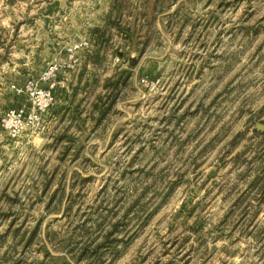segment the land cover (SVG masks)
<instances>
[{
    "label": "rangeland",
    "instance_id": "374dc122",
    "mask_svg": "<svg viewBox=\"0 0 264 264\" xmlns=\"http://www.w3.org/2000/svg\"><path fill=\"white\" fill-rule=\"evenodd\" d=\"M64 3L0 0V264H264V0H113L84 72Z\"/></svg>",
    "mask_w": 264,
    "mask_h": 264
},
{
    "label": "crops",
    "instance_id": "0c3cea01",
    "mask_svg": "<svg viewBox=\"0 0 264 264\" xmlns=\"http://www.w3.org/2000/svg\"><path fill=\"white\" fill-rule=\"evenodd\" d=\"M53 1H65L64 4H66L69 0ZM112 1L113 0H72V8L65 5L66 7L62 9L59 8L51 12H46L44 18L56 17L62 19V22L57 21L54 27L50 28L54 32H60V34L61 29L65 30V36H69L72 39V43L86 39L90 41L92 30L105 27L102 18L108 13ZM59 6H61V4ZM44 28L48 30L47 26H44ZM48 32H51V30L49 29ZM86 56L83 57L82 64L86 61Z\"/></svg>",
    "mask_w": 264,
    "mask_h": 264
},
{
    "label": "trees",
    "instance_id": "16d2710c",
    "mask_svg": "<svg viewBox=\"0 0 264 264\" xmlns=\"http://www.w3.org/2000/svg\"><path fill=\"white\" fill-rule=\"evenodd\" d=\"M12 1V0H10ZM105 31H106V27L102 28V29H94L91 31V36H90V43H91V50L88 53V55L86 56V61L83 63V72L86 71L87 67H91L93 66L94 68L97 65V61L100 59V55L102 52L101 49V41L105 35ZM111 80H106V88H110L112 91L114 89L117 88L118 86V81H114V82H110ZM110 96V95H109ZM108 96V97H109ZM107 97V98H108ZM115 97V96H113ZM112 97V100H113ZM112 100L109 102V105H107V107L105 106V102L103 99L101 98H97V103L95 105H93L92 110L93 111H97L99 112L100 117L98 118L101 119L103 116H105L106 111L111 107L112 104ZM80 113L78 106L75 107L74 111H73V115H72V122L77 121V116ZM79 129H81L82 134L78 137V138H74L72 136V140H70L69 142L71 143L72 141V146L73 145H79L76 149V151L79 150V147L82 145L83 140H84V129L82 128L81 123H79ZM67 139V138H66Z\"/></svg>",
    "mask_w": 264,
    "mask_h": 264
},
{
    "label": "built area",
    "instance_id": "2783aa9c",
    "mask_svg": "<svg viewBox=\"0 0 264 264\" xmlns=\"http://www.w3.org/2000/svg\"><path fill=\"white\" fill-rule=\"evenodd\" d=\"M78 50L80 51H84L85 52V56L90 52L91 50V43L89 40H82V41H79V42H74L72 44V48L69 49V53H70V58H72V62L73 63H77L79 58L77 56V52ZM57 71V68L55 66H53L52 68H50L48 70V72H46L44 75H45V79L47 80H52L53 77L55 76V72ZM55 89H56V86L55 84L53 83H50L49 85V88H47V90H41L39 93H38V98H39V101H38V109L41 111V112H45L46 110L50 109L54 102H55V96H54V93H55ZM32 120L35 121V122H38L39 121V118L38 116L35 114L33 115L32 117Z\"/></svg>",
    "mask_w": 264,
    "mask_h": 264
},
{
    "label": "water",
    "instance_id": "95a60500",
    "mask_svg": "<svg viewBox=\"0 0 264 264\" xmlns=\"http://www.w3.org/2000/svg\"><path fill=\"white\" fill-rule=\"evenodd\" d=\"M210 176H212V174Z\"/></svg>",
    "mask_w": 264,
    "mask_h": 264
}]
</instances>
